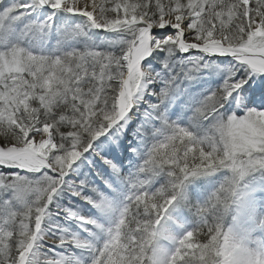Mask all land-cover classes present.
I'll return each instance as SVG.
<instances>
[{
    "label": "snow or ice",
    "instance_id": "1",
    "mask_svg": "<svg viewBox=\"0 0 264 264\" xmlns=\"http://www.w3.org/2000/svg\"><path fill=\"white\" fill-rule=\"evenodd\" d=\"M0 264H264V0H0Z\"/></svg>",
    "mask_w": 264,
    "mask_h": 264
}]
</instances>
